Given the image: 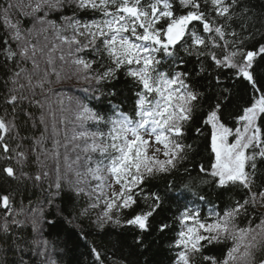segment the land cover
I'll list each match as a JSON object with an SVG mask.
<instances>
[{"label":"snow or ice","instance_id":"6c2138e0","mask_svg":"<svg viewBox=\"0 0 264 264\" xmlns=\"http://www.w3.org/2000/svg\"><path fill=\"white\" fill-rule=\"evenodd\" d=\"M14 7L19 9L17 15L35 21L32 28H25L20 19H12ZM66 8L73 14L65 15ZM77 11L97 13L98 18L84 20ZM53 12L60 13L61 23L48 19ZM0 22L5 30V36L0 37V51L6 65L9 61L15 64L7 90L0 93V160L7 162L0 165V174L10 180L27 175H18L16 167H22L27 160L19 150L20 142L28 139L21 129L33 118L24 102L40 105V101L29 100L24 90L27 88L34 95L35 88L43 90L51 83L49 72L45 71L33 84L32 74L21 66L31 61L32 68L39 70L35 57L43 49L30 39L36 24L46 25L38 30L40 33L52 29L60 42L53 44L48 53L49 66L54 63L51 53L61 49L59 59L70 62L73 74L84 81L110 83L123 72L134 85L132 115L114 107L112 116L105 118L85 104L80 105L76 115L81 128L89 121L108 128L107 132L85 129L73 136L85 140V153H98L95 160L90 155L86 157L85 173L76 172L77 177H83L78 183L89 184L88 190L77 187L75 192L89 197L91 209L100 208L96 220L100 228L109 222L121 225L119 214L143 202L145 209L123 224L148 231L150 218L162 203V197L151 191L149 182L176 170L192 150V145L185 143V136L205 100V92L193 86L194 78L214 79L219 89L221 75H228L250 86L251 101L234 117V126L229 127L222 119V107L231 95L226 87L213 97L215 103L209 104L202 117L203 125L210 129L213 161L210 171L203 165L199 171L211 176L216 187H238L243 196L222 213L212 211L206 218H201L199 210L186 208L178 217L180 230L170 247L176 250L173 264H196L197 259L204 264H256L255 252L264 249V214L258 216L250 209L264 207V186H256L257 160L264 161V76L258 78L256 73L258 65H264V42L249 47L247 42L254 37L248 32L247 12L241 0H28L26 4L18 0L15 6H0ZM65 45L70 61L62 50ZM186 57L195 59L194 72L185 68L189 62ZM52 72L59 82L61 74L54 67ZM196 133L203 135L200 128H196ZM13 141H17L14 147ZM43 143V134L34 141L41 148ZM58 145L57 140L52 151L57 160ZM56 171L54 195H59V167ZM34 179L40 181L41 176ZM90 181L96 183L92 185ZM0 208L5 217L0 224V238L9 237L18 250H23L27 242L21 234L13 236L12 232L13 226L23 225L16 218L21 212L15 211L10 194H0ZM241 216L250 217L245 227L237 223ZM257 219L259 222L254 223ZM32 223L35 231L36 221ZM167 227L162 224L160 230ZM227 241L232 246L223 259L205 254L208 246ZM93 253L100 261L95 248Z\"/></svg>","mask_w":264,"mask_h":264},{"label":"trees","instance_id":"16d2710c","mask_svg":"<svg viewBox=\"0 0 264 264\" xmlns=\"http://www.w3.org/2000/svg\"><path fill=\"white\" fill-rule=\"evenodd\" d=\"M8 3L17 5L18 0H0V6L6 7ZM241 5L247 12L248 32L254 37L252 41L247 42L249 47L253 43L264 42V0H241ZM18 10L15 7L12 9V19L17 16ZM234 12L239 16V12L235 9ZM64 14L70 16L73 12L66 8ZM76 14L84 20L98 18V14L92 12L77 11ZM59 16L60 13L53 12L50 19L61 23ZM18 18L24 22L25 28H30L32 23L30 18L23 16ZM236 23L238 24L239 20ZM236 30L240 31L238 27ZM4 36L5 30L0 22V37ZM13 47L15 48V45ZM39 54L42 55L40 52ZM185 59L189 60L185 68L194 72L196 70L195 59L187 57ZM28 63L31 61L24 62L21 66L26 65L29 69ZM13 69H15V64L9 61L6 65L4 53L0 51V93L7 90L6 83ZM256 73L258 78L264 76V65H258ZM215 74L213 72V76ZM117 75L118 79L110 83L96 84L88 83L74 74L75 80H80L81 84L78 85L88 84L85 87L82 86L83 91H75L76 100L105 118L112 116L114 107H119L125 113L132 115L135 100L134 85L123 72ZM220 79L222 83L219 89L214 79L206 76L193 79V86L205 92V100L202 101V108L195 115L194 122L188 127L185 136V143L191 144L192 150L188 153V158L176 170L170 174L160 175L149 182L151 191L159 193L162 197V203L157 213L150 218L149 229L145 232L123 224V221L145 209L143 202L119 214L121 225L109 222L100 228L96 223L100 208L91 209L89 197L83 194L77 195L75 192L77 187L88 190L89 184L78 183L83 177L76 176L75 180L72 178V184L63 180L60 182L59 195H54L57 189L55 184L49 180L52 166L47 163L43 165L42 159H37L40 151L39 146L34 144V141L40 139L42 134L44 138L46 137L44 123H41V120L35 116L42 115V112L33 104H24V107L32 113L33 118L21 129V134L28 139L20 142L19 150L26 154L27 160L22 167H16L18 175L20 172L27 175L17 180H10L0 174V194H10L15 211L21 212L18 219L23 221V225L13 226L12 232L13 236L21 234L27 245L22 246L23 250H18L9 237L0 238V264H101V262L102 264H173L176 250L170 245L175 241L180 230L178 217L186 208L199 210L201 218H206L212 211L222 213L226 207L231 206L235 200L243 196V192L238 187L230 189L216 187L211 176L199 171L201 165L210 171L213 161L210 149V129L202 123V117L209 104L215 103L213 97L219 94L220 89L226 87L230 90L231 95L222 107V119L229 127L235 125L234 117L239 115L251 101V89L246 83L234 81L228 75H221ZM261 85L264 86V80L261 81ZM58 86L62 90L73 87L59 84ZM8 87L11 85L8 84ZM110 92H115V95H109ZM196 128H200L203 135H197ZM85 129L105 132L108 130L107 126L103 124L98 126L90 121L84 125L83 130ZM51 141L46 140L45 143L48 150L53 151V141ZM16 143L17 141L12 142L13 147ZM90 156L95 160L98 158V153H90ZM50 161L54 163L53 159ZM4 163L7 162L0 160V165ZM13 164L15 166L14 161ZM84 168L85 173L87 164ZM44 172H47L49 177L44 176ZM36 175L41 176L40 181L34 179ZM29 177L30 179H27ZM90 183L94 185L96 181H90ZM256 186H264V161L261 160H257ZM50 200L53 203L49 204ZM85 209H88L87 213L82 214ZM252 211H255L258 216L264 214V209L260 207L250 209V212ZM3 213L4 210L0 208V224L4 222ZM249 219L250 217L241 216L237 223L245 227ZM33 220L36 221L35 231H33ZM258 222V219L254 221V223ZM162 224L168 225L163 231L160 230ZM32 241H36L37 244H33ZM44 241L47 242L46 245ZM231 246L232 242L227 241L210 245L204 251L205 254L223 259ZM93 248L100 253V261L96 259ZM41 252L43 255L40 254ZM255 260L256 264L264 261V249L255 252ZM196 264H204V262L197 259Z\"/></svg>","mask_w":264,"mask_h":264},{"label":"rangeland","instance_id":"374dc122","mask_svg":"<svg viewBox=\"0 0 264 264\" xmlns=\"http://www.w3.org/2000/svg\"><path fill=\"white\" fill-rule=\"evenodd\" d=\"M26 4V0L23 1ZM16 4L14 3V6ZM14 9V8H13ZM16 9V7H15ZM19 11V10H18ZM24 11H30V9L24 8ZM52 13L49 14L48 19H50ZM42 15V14H41ZM19 16L17 15L15 18L13 17V20L19 19ZM32 23L30 25V28H32L33 24L35 23L34 20H32ZM58 24L60 22L56 21ZM41 27H46V25L42 26L39 24H36V30L33 32L32 36L30 37L32 43L37 45L38 49H43L42 52H40L42 55L37 53V56L35 59L37 60L39 64V70H34L32 68V64H29V69L26 65H24L28 70L30 74H32L33 78V84L37 82L42 76L45 71L49 72L48 79L53 83L55 82L56 85H71L73 87H82L85 85H78L81 84L80 80H75V76L73 74V66L71 63H65L64 61H61L59 59V56L61 55V49H57L55 52H52L51 55L53 57L54 63L52 66H49L47 63L48 60V53L52 48L53 44H59L60 42L56 40L55 32L52 29H49L46 33H40L38 30ZM45 36H47V39H45ZM40 38V39H39ZM63 52L66 56V60L70 61V58L67 57V46H63ZM55 68L56 72H59L61 74V79L58 82L55 74L52 72L51 68ZM82 79V78H80ZM55 83H53L55 85ZM89 83V82H88ZM50 85H48L49 87ZM83 87V88H84ZM65 90V89H64ZM57 97L62 100L63 106H61V111L57 110L58 113L52 112L50 107L48 112L42 111V115H35L39 120H41V117H43V123H44V135L46 136L44 138V146L38 147L39 149V158L42 159V164L47 165L49 164L52 166L50 168L51 170V177L49 180L55 184L57 180V167H59V176H60V182L65 180L68 184L73 183V179L76 178V172L79 171L82 174L85 171V164H86V157L90 155L91 152L85 153L82 149L85 146V140L84 139H73V136L77 135L80 131L83 130L80 126V122L76 119L77 113L80 111V103L76 100V98H64L61 99L60 95L57 94ZM66 106H65V105ZM45 106V105H43ZM56 106L59 108V105L56 104ZM46 108V107H45ZM53 126H55V132L53 131ZM58 129V131H57ZM46 140H52L53 145L55 141H59V145L57 147V150L59 152V159L57 160L52 155V149L47 148L46 146ZM51 141V142H52ZM90 143V141H88ZM43 148H46V150ZM79 156V160L77 161V157ZM55 159H54V158ZM65 157H67V160H65ZM50 159L54 160V163L50 161ZM69 165L71 167H69ZM49 177V175H47ZM27 179H30L27 178ZM49 181V182H50ZM262 210L264 207H260ZM17 219L20 218V215L16 217ZM19 220V219H18ZM237 264H242V262H237Z\"/></svg>","mask_w":264,"mask_h":264},{"label":"bare ground","instance_id":"6f19581e","mask_svg":"<svg viewBox=\"0 0 264 264\" xmlns=\"http://www.w3.org/2000/svg\"><path fill=\"white\" fill-rule=\"evenodd\" d=\"M21 82L26 83V81H24V80H21ZM53 83H55V82H53ZM53 83L51 82L50 84H46L43 90H41L40 88H35L34 89V93H35L34 95H33V91H30L27 88H25V90H24V94L29 97V100L40 101V105H36V104H33V105H35L41 112L42 111L48 112L49 107H50L52 112L58 113L57 110L61 111L60 107L63 106V102H62V100H60L57 97V94L60 95L61 99L70 98V97L75 99V97H76L74 95L75 91H77V90L83 91L84 90L83 87H79V88L72 87L70 89L68 88V89L62 90V88L60 86L56 85V83L54 85ZM48 85H50V86L48 87ZM51 87H53V88H51ZM24 104L30 105V103L28 101H25ZM56 104L59 105V108L56 106ZM43 105H45V106H43Z\"/></svg>","mask_w":264,"mask_h":264}]
</instances>
